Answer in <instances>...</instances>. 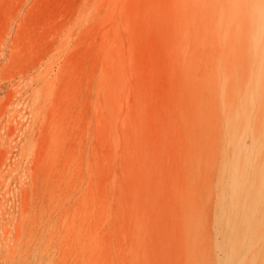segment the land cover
<instances>
[{
  "label": "rangeland",
  "instance_id": "1",
  "mask_svg": "<svg viewBox=\"0 0 264 264\" xmlns=\"http://www.w3.org/2000/svg\"><path fill=\"white\" fill-rule=\"evenodd\" d=\"M203 1L0 0V264H222L264 39Z\"/></svg>",
  "mask_w": 264,
  "mask_h": 264
},
{
  "label": "bare ground",
  "instance_id": "2",
  "mask_svg": "<svg viewBox=\"0 0 264 264\" xmlns=\"http://www.w3.org/2000/svg\"><path fill=\"white\" fill-rule=\"evenodd\" d=\"M234 2L252 18L254 44L260 46L264 39V0ZM250 134L252 131L245 126L240 137L235 138L236 157L226 170L219 217L227 240L222 264H251L264 236V166L254 164L264 140L261 137L253 139V148L247 149L243 137Z\"/></svg>",
  "mask_w": 264,
  "mask_h": 264
}]
</instances>
